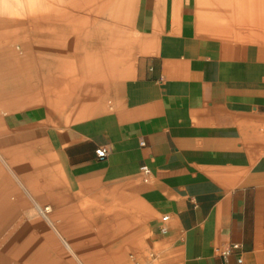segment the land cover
Segmentation results:
<instances>
[{
  "label": "crops",
  "instance_id": "1",
  "mask_svg": "<svg viewBox=\"0 0 264 264\" xmlns=\"http://www.w3.org/2000/svg\"><path fill=\"white\" fill-rule=\"evenodd\" d=\"M198 2L148 0L117 50L112 38L91 53L66 38L48 63L21 57L38 74L23 113L51 67L54 114L33 139L47 138L50 155L37 158L35 142L2 148L20 158L19 207L18 184L42 193L70 264H264V0ZM35 121L4 118L0 139ZM37 214L11 228L18 242L41 239L34 258L49 251Z\"/></svg>",
  "mask_w": 264,
  "mask_h": 264
},
{
  "label": "rangeland",
  "instance_id": "2",
  "mask_svg": "<svg viewBox=\"0 0 264 264\" xmlns=\"http://www.w3.org/2000/svg\"><path fill=\"white\" fill-rule=\"evenodd\" d=\"M34 1L41 3V5L39 8L38 7L36 8L37 11L31 13L29 9H28L29 11H27L26 5L23 0L22 1L12 0V3L9 0L8 2H6L7 4L5 2L3 3L2 0H0V35H2L3 41L9 40L14 42H19L21 45L29 46L28 47L29 53H27L25 57H29V58L33 56L39 57L40 60L42 59L41 60L42 62H46V63H48V60L50 61V55L53 48L50 49L46 45L44 46L43 40L45 39V41L47 42L48 36H50V34L57 35V34H62V32H65L69 34L68 38L72 37L75 40H84V41L87 40L88 44L87 43L75 44L77 46L82 45L84 47V51H86L87 53L103 51L104 49L102 45L98 44L96 41L101 40L103 38L104 39L112 38L117 41V43L114 45L117 50L118 42L119 40H122L117 36L119 29L124 31L129 30L131 28L127 27L126 25L132 24L134 22L136 23L143 22L144 10L148 2V0H86V1L85 0H34ZM162 1L163 0H155V4L160 5ZM149 3L151 4V0H149ZM11 6H13V8L16 11L17 10L20 11V13L16 16L17 20L14 23H6L5 20L10 19L9 18L10 14L8 10L11 8ZM49 6L54 8L56 11L54 18L51 19L47 11ZM155 20L161 21L159 15H157ZM97 24L104 25L103 29L105 30V32L101 33L100 37L97 36H94L92 38L81 37L80 30L82 29L83 26H84L83 28H86V26H88L89 28L87 30H92ZM159 29L161 30V28ZM38 33L41 38L39 37L37 38V40H39L41 44L38 41L36 42L35 41L36 38H34ZM57 37H59V35H57ZM111 48L112 47L108 49L110 50ZM70 50L71 49L68 47L67 51ZM33 51H35L36 53ZM46 66L47 65L45 64L42 65V69L40 70V73L46 78L45 81L47 82V86H40L37 89L38 98L33 107V110L31 109L28 110L26 113H23L22 116L20 117L22 121L25 120L31 122V120L36 116V121H35L36 125L34 126V128H30L22 131H18V128L14 127L13 131H17V132H13L7 135L6 137L0 139L1 150H3L2 147L35 142L33 145V150L36 153L37 158L47 157L50 155L47 138L36 141L33 140L47 134V131L45 129L42 130H38V129L43 128L42 126L49 127L52 115L54 114L53 111L54 106L50 99L52 71L50 67L48 73V71L45 70ZM29 73H32L34 78H36L38 75L37 71L35 70L34 72L31 71ZM52 93L54 99V89H52ZM3 119H4L3 116L0 114V137L2 136L1 131L3 130L7 131V129H5L4 126H2L5 123L3 122ZM21 167L22 165L18 155H13L10 158H3L2 155H0V182H1V178H5V185L8 187V190L11 188V190L14 191L13 193H10L9 196L8 194H5L6 190L4 189V187L2 188L0 187V206L7 205L10 203L15 204L14 210H10V209L0 210L1 216L8 217L5 223L0 226V251H3V249L5 248H6L5 251H7L5 252L6 253L5 258L4 260L1 261V263L2 264H32L31 262L34 259L32 249L35 247L37 242H38L37 247L39 248L42 247L44 244L41 242L39 243L41 239L38 241L36 240V238L28 240L27 243H23L21 241L18 242V239L24 237L25 234H23V232H21L22 234L21 233L16 234L13 230H11V228L12 225L15 224L19 218L27 217L29 212L35 210L38 213L37 218L40 220V225L36 228L37 237L41 238L42 236H48L49 238L48 247L51 253L50 256H52V259L48 258L42 262L46 264H49L50 261L52 262V264H70L69 261H66L65 245L63 242L64 235L61 234L55 235L52 232H50L51 229H50L49 218L46 217L47 216L46 214H44V208L46 205H44L42 202L40 203V200H43V195H41L42 193H40V191L38 190L37 193L32 196L29 194L27 187L18 184V187L20 188L22 195L24 197V203H21L19 207V204L16 201L17 192L15 186L12 183L17 184V182L21 180L20 178H22L23 176L22 171H20ZM52 223H53L52 226L54 227L55 221L52 220ZM52 231L54 232V229H52ZM55 237L57 240L56 247H55Z\"/></svg>",
  "mask_w": 264,
  "mask_h": 264
},
{
  "label": "bare ground",
  "instance_id": "3",
  "mask_svg": "<svg viewBox=\"0 0 264 264\" xmlns=\"http://www.w3.org/2000/svg\"><path fill=\"white\" fill-rule=\"evenodd\" d=\"M9 0H2V2L6 3ZM15 1V0H14ZM22 1V0H21ZM27 11L30 10L31 13L37 11L36 8L40 7L41 3L36 2L34 0H23ZM86 1V0H85ZM212 2L214 3V1H218L219 3H223L222 6H228V0H200V2ZM237 1V0H236ZM10 2L12 3V0H10ZM200 2H198L197 4L200 5ZM232 2V1H231ZM256 2V1H255ZM263 2V0H262ZM211 3V4H213ZM233 3V2H232ZM241 3V2H240ZM247 3V2H246ZM251 3V2H249ZM249 3H247L248 5H250ZM7 4V3H6ZM98 4V3H97ZM204 4V3H203ZM202 4V5H203ZM206 4V3H205ZM217 4V2L215 3ZM239 4V3H238ZM254 4V3H253ZM257 4V3H256ZM259 4V3H258ZM196 5V4H195ZM207 5V4H206ZM220 6V4H218ZM217 5V6H218ZM237 5V4H236ZM261 5V4H260ZM262 5H264V3H262ZM74 6V5H73ZM208 6H212L209 5ZM216 6V5H215ZM233 6V5H232ZM5 7V5H4ZM69 7V6H68ZM231 7V6H230ZM238 7V6H237ZM236 7V8H237ZM35 8V9H34ZM70 8V7H69ZM98 8V7H97ZM101 8V7H100ZM212 7H210L209 9H211ZM216 8V7H215ZM5 9V8H4ZM29 9V10H28ZM34 9V10H33ZM201 9V8H200ZM205 9V8H204ZM222 9V8H221ZM243 9V8H242ZM64 10V9H63ZM93 10V9H91ZM90 10V11H91ZM220 10V9H219ZM225 10V9H223ZM230 10V9H229ZM232 10V9H231ZM9 11V18L8 20H5L6 23H14L17 20V15L20 13V11H16L13 6H11V8L8 10ZM16 11V12H15ZM48 14L50 19L54 18L56 11L54 8L52 7H48L47 9ZM71 11V10H70ZM198 11V10H197ZM206 11L203 10V12ZM208 11V10H207ZM206 11V12H207ZM216 12L218 11V9L215 10ZM111 12V11H110ZM200 10V13H203ZM210 12V11H209ZM212 12V11H211ZM214 12V11H213ZM180 12H178L179 14ZM208 13V12H207ZM206 13V14H207ZM219 13V12H218ZM240 13V12H239ZM251 13V12H250ZM30 14V13H29ZM87 14V13H86ZM220 14V13H219ZM222 14V13H221ZM40 15V14H39ZM85 15V14H84ZM95 15V14H94ZM211 15V14H210ZM209 15V16H210ZM204 16V13H203ZM216 16V15H215ZM241 16V15H239ZM250 16V14H249ZM248 16V17H249ZM253 16V14H252ZM198 17V16H197ZM196 17V19H197ZM200 17V16H199ZM198 17V18H199ZM202 17V16H201ZM200 17V18H201ZM205 18V17H204ZM217 18V17H216ZM207 19V18H206ZM85 20V19H84ZM198 20V19H197ZM203 20V19H201ZM200 20V21H201ZM205 20V19H204ZM203 20V21H204ZM177 21V20H176ZM24 23V22H23ZM76 23V22H75ZM107 23V22H105ZM46 25V24H45ZM57 26V25H56ZM84 27V26H83ZM88 27V26H87ZM76 28V27H75ZM81 28V26H80ZM89 28V27H88ZM25 29V28H24ZM44 30V29H43ZM80 30V29H79ZM22 33V32H21ZM25 33V32H24ZM57 35H59V37H57ZM50 34V36H48L47 42L44 41V46L46 45L48 48H53L54 46V41L57 40L58 42L65 40L66 38H68L69 34L62 32V34ZM76 35V34H75ZM74 35V36H75ZM22 37V36H21ZM40 35L39 33L36 34V36L34 38L35 41L39 42V40H37V38H39ZM41 38V37H40ZM72 38V37H71ZM43 39V38H42ZM41 41V40H40ZM25 43V42H24ZM41 44V42H39ZM38 43V44H39ZM23 44V43H22ZM29 46H25V45H21L19 42H14V41H9V40H2V35H0V114L3 113V117L7 120H9L10 122H15L18 120V118H20L23 114V111L26 110L27 108H29V106H26V104L24 105L25 100L28 99H32L33 97L30 96V90H32V84H31V80L34 77L32 73H29L27 71V66L28 61L27 59H22L21 57H25V55L27 53H29ZM34 48V47H33ZM35 49V48H34ZM33 49V50H34ZM38 49V48H37ZM41 51V50H40ZM35 52V51H33ZM36 53V52H35ZM34 55V54H33ZM14 57V58H13ZM42 57V56H41ZM29 60V59H28ZM42 60V59H41ZM18 61V62H17ZM37 61V60H36ZM36 63V62H35ZM41 63V62H40ZM20 122V121H19ZM3 126V125H2ZM1 150V149H0ZM0 155H2L3 158H10L13 155H16L15 152L11 151V152H6L4 150L0 151ZM7 179V178H6ZM11 182V181H10ZM9 183V182H8ZM0 187H4L5 194H8L10 196V193H13L14 191L11 190V188L8 190V187L5 185V178H1V182H0ZM3 191V190H2ZM4 200V199H3ZM5 201V200H4ZM16 203V202H15ZM17 204V203H16ZM15 204L14 203H10L7 205H2L0 206V210H14ZM49 213V207H45L44 208V214L48 215ZM8 217L5 216H1L0 215V226L3 225L5 223V221L7 220ZM13 238V237H12ZM6 249V248H5ZM5 249H3V251H0V264L2 260H4L5 255L7 251H5ZM51 253H49L48 250H43L41 252V254H39L37 257H35L32 260V264H46L43 263L42 261L50 258Z\"/></svg>",
  "mask_w": 264,
  "mask_h": 264
},
{
  "label": "built area",
  "instance_id": "4",
  "mask_svg": "<svg viewBox=\"0 0 264 264\" xmlns=\"http://www.w3.org/2000/svg\"><path fill=\"white\" fill-rule=\"evenodd\" d=\"M142 145H144V143H142ZM96 154H97V157L100 158V159H103V158H106L108 156V150L106 148H100L96 151ZM143 172L145 174H148L150 172L149 168L148 167H143L142 168ZM164 220H167V218H164ZM165 231V230H163ZM233 248H238V246H233ZM230 254V250H227L224 252V255H228Z\"/></svg>",
  "mask_w": 264,
  "mask_h": 264
}]
</instances>
